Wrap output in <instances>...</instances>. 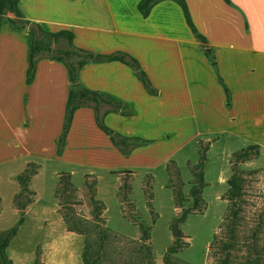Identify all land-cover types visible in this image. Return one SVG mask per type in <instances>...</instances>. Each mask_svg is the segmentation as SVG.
Here are the masks:
<instances>
[{
    "label": "crops",
    "instance_id": "obj_1",
    "mask_svg": "<svg viewBox=\"0 0 264 264\" xmlns=\"http://www.w3.org/2000/svg\"><path fill=\"white\" fill-rule=\"evenodd\" d=\"M139 1L20 0L22 18L2 16L0 167L11 169L10 193L17 189L15 176L31 160L127 172L155 169L203 135L227 134L264 145V46L253 43L251 28L256 22L264 34V0H185L204 46L176 3L161 1L143 17ZM9 20L36 22L49 32L71 31L73 45L95 55L80 70L78 86L116 97L129 115L109 112L104 122L147 143L121 153L96 128L93 110L81 107L57 156L70 87L67 68L51 58L38 59L32 81L25 83L29 28H16ZM111 52L135 59L154 93L131 67L101 59ZM36 193L40 196V189Z\"/></svg>",
    "mask_w": 264,
    "mask_h": 264
},
{
    "label": "rangeland",
    "instance_id": "obj_2",
    "mask_svg": "<svg viewBox=\"0 0 264 264\" xmlns=\"http://www.w3.org/2000/svg\"><path fill=\"white\" fill-rule=\"evenodd\" d=\"M251 28L253 43L264 46L257 23ZM51 45L65 48L64 42ZM99 107L103 112L107 105ZM242 139L198 136L162 165L140 171L31 160L15 176L12 193L11 169L0 167V242L8 239L6 256L11 264H83L86 251L98 264H165V251L180 238V251L168 264H218L220 250L209 246L216 234L230 241L232 264H264V145ZM233 174L241 190L228 229L223 220ZM19 221L26 224L21 228ZM147 227L149 237L142 239ZM135 242L152 247L151 263Z\"/></svg>",
    "mask_w": 264,
    "mask_h": 264
},
{
    "label": "trees",
    "instance_id": "obj_3",
    "mask_svg": "<svg viewBox=\"0 0 264 264\" xmlns=\"http://www.w3.org/2000/svg\"><path fill=\"white\" fill-rule=\"evenodd\" d=\"M19 1L20 0H0V26H1V19L2 16L6 14H12L13 17L16 19L22 18L20 9H19ZM165 0H140L137 4V10L139 15H142L143 17H146L148 12H150L153 5ZM176 3L179 8L182 11V15L185 18V21L187 25L190 27L191 31L194 33L195 38L204 46L207 42L206 39L200 35L197 30L194 27V24L191 20L190 15L188 14V7L185 0H170ZM11 25H13L16 28H25V26L28 25V21H20L17 22L16 20H9ZM40 29V36L36 37L34 31L32 29H29L30 34V47L28 48V63L26 68V74H25V83L29 84L35 74V67L38 59L41 58H51L56 61L61 62L63 65L66 66L68 71V80L70 87L68 88V97L65 105V112H64V121L63 126H61V136L57 143V152L61 153L62 148L65 144V138L68 133V127L71 124L73 114L76 109H79L81 107H88L93 110L94 114V121L96 124V128L99 131L104 132L110 139L111 143L121 151L123 154H127L131 148L140 147L147 143V139L139 138V137H126L123 135H120L113 131L105 122H104V115L109 112H115L119 113L121 115H129L128 111H125L124 104L116 99V97L104 93V92H97V91H91L88 89H85L83 87L78 86L79 81V72L82 69L84 65L89 63L92 59L95 58V55L85 51L83 49H79L72 43L73 33L69 30H61L57 32H49L44 29H42L39 26ZM64 42L65 48H57L53 49L51 43L54 44H62ZM101 59L105 61H112L116 60L118 62H121L129 67H131L133 70L137 71L138 78L141 81V83L146 88L147 92L154 93V87L151 85L149 79L147 78L146 74L141 70H139V65L135 59L130 57L127 54L119 53V52H111L108 54H104L101 56ZM226 95L227 98H229L228 90L226 89ZM105 103L107 107L103 110V112L100 111V104ZM29 178V175H27V179ZM239 177L236 174H233L228 179V189H227V196L230 203L229 207V213L225 215L223 220V224L228 227L232 224V219L236 216L235 207L237 205V198L240 196V190L241 185L239 182ZM18 181L21 185V181L18 178ZM22 221H19L18 225H21ZM149 229L150 227L145 228L142 232V239L149 237ZM109 231L108 228H104L102 231L103 238L107 237V232ZM15 233V230L10 233V235H13ZM7 240H3L0 242V264H11L10 260L6 256L5 249ZM181 240L180 238H176L174 243L170 245V247L165 251V264L169 263V257L179 253L181 248ZM218 243V244H217ZM87 246V242L84 243ZM136 246V250H138L140 253L143 254L142 257H146L147 263H151V256H152V247L147 243L144 244L143 242H140V244H137V242L134 243ZM210 248H216L215 250L217 253L222 255L221 259H219L218 264H232L230 261L231 253L228 251V249L231 248L230 241L223 240L221 237H218L216 234L213 235L211 244H209ZM82 262L83 264H98L99 260L96 259H90L88 257L87 252L85 251L82 254Z\"/></svg>",
    "mask_w": 264,
    "mask_h": 264
},
{
    "label": "water",
    "instance_id": "obj_4",
    "mask_svg": "<svg viewBox=\"0 0 264 264\" xmlns=\"http://www.w3.org/2000/svg\"><path fill=\"white\" fill-rule=\"evenodd\" d=\"M17 22H19V20H17ZM28 28L34 31L36 37L40 36L41 33H40L39 25L36 22H29Z\"/></svg>",
    "mask_w": 264,
    "mask_h": 264
}]
</instances>
